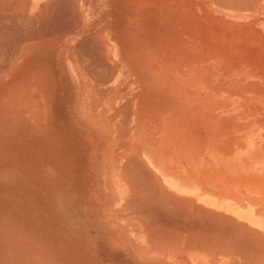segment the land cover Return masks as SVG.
<instances>
[{
	"label": "rangeland",
	"instance_id": "374dc122",
	"mask_svg": "<svg viewBox=\"0 0 264 264\" xmlns=\"http://www.w3.org/2000/svg\"><path fill=\"white\" fill-rule=\"evenodd\" d=\"M37 1L6 3L7 15L18 8L25 42L20 103L0 87V264H145L134 263L140 248L112 214L125 209L121 169L134 161L143 171L152 112L197 119L238 111L213 98L209 88L225 81L205 69L227 51L241 57L234 46L257 44L249 36L263 27L264 4L229 11L208 0ZM234 74L249 83L234 94L264 100L261 73ZM237 106L264 115L262 104ZM166 137L153 136L159 156Z\"/></svg>",
	"mask_w": 264,
	"mask_h": 264
},
{
	"label": "crops",
	"instance_id": "0c3cea01",
	"mask_svg": "<svg viewBox=\"0 0 264 264\" xmlns=\"http://www.w3.org/2000/svg\"><path fill=\"white\" fill-rule=\"evenodd\" d=\"M262 21L263 22L261 23V25L263 27L258 30V33H254L253 36H249V38H251L252 40H256L257 44L252 45V43H245L244 46H234L232 49H240L242 55L241 57H239L237 60L233 59L234 57L230 58L226 54L228 52L227 51L222 55L224 62L219 60L217 63L213 64L211 68L207 67L205 69L208 79L209 76L214 73L213 76L219 75L218 77H220V80L225 81V83H222V81H220L219 84H216L213 87L210 86L214 89L213 90L209 88L211 95L214 96L213 98L218 101L223 99L221 101L224 102L229 98L231 102L226 103H231L235 110L237 109L238 111H225L223 109L219 111L211 110L204 116H198L197 119L194 117L192 119L191 117L189 118L190 114L186 115L185 113L176 111H160L148 114L147 118L149 119V121H147L146 125H144V129L145 135H150L152 138V146L150 149L146 148V150L150 152V154L146 156V159L143 160L142 158L138 157L140 162L144 163L143 171L147 170V172L144 173L142 170L138 169L140 166L138 164L134 165V162H128L125 166H123V168L121 169V181L123 188H117L116 191L121 196L122 201H124L125 209L121 208L119 210L113 211L112 213L114 217H117V221L123 226L120 227L119 225H117V227L120 229L119 232L121 233V235L128 232V234L130 235L131 246H133L134 244V247L136 249L140 248L139 251L136 250L139 260L135 259L134 263L261 264V262H263L262 264H264V254H261L264 253V250H262L263 248L260 247L261 243H263L264 247V177L261 178V176L264 175V126L258 125L257 121L259 120V118L264 121V115L259 114L257 115V118L251 117L248 111H239V106H237L238 104L252 102L253 104H262V108L264 109V100L261 98V96L246 97L242 93L234 94V88L243 89L249 87V83H246L247 85L242 84L241 80L234 73L256 72L261 73V77L264 78V20ZM193 31L195 32V26ZM193 31H190V33H192ZM195 37L196 35L193 34L192 38ZM203 38L206 40L204 43L208 47H212L211 37L206 34L203 36ZM218 47L220 46L214 47L215 51H223L218 50ZM222 47L225 46L222 45ZM243 55H245L246 57H243ZM225 70L227 71V73L224 72ZM263 85L261 86L263 87ZM130 103L134 102L131 101ZM135 120L137 121L135 126L136 129L143 126L141 123H138V121L142 120L141 116H139L138 119L135 118ZM200 121L203 123V127ZM196 131L198 132V134H195ZM162 134H166L167 137L165 138L166 142L164 144H158L161 146L162 151L159 156L156 153L160 150H156V139L154 140L153 136ZM234 135L237 136L234 137ZM232 138L236 143L240 144L238 145L234 141L233 143ZM232 143L235 145V147ZM229 146L231 147L230 149ZM255 147L259 148L256 149ZM228 149L231 151H228ZM252 152L255 153L253 154ZM255 155L257 156L255 157ZM250 156H252V158H249ZM253 161L254 163H259L256 165L253 163ZM126 167H128V170L126 169ZM260 171L262 173L258 174ZM258 176H260V178ZM253 177L255 178V180L259 181H255ZM135 180H137L138 182ZM137 192L140 194H138ZM164 192L165 194L168 193L169 195L163 194ZM136 196L139 198H136ZM169 196H172L173 199ZM156 198H158V200ZM172 201L175 203H173ZM147 202H149L150 204H148ZM135 203H137L138 205H136ZM166 205H170L171 207H168ZM173 205L175 207L172 208ZM196 210L198 211V213ZM199 211L201 213H199ZM176 212L177 214H175ZM180 212L182 214H180ZM184 212L190 213L189 215H187ZM166 214H168V218H166ZM217 215H222L221 218L219 216L221 220L222 218H224V221H226V219L230 221L234 220L235 222L244 225L247 230L250 228L251 231H255L262 235L263 239L261 240L263 241L259 243L260 246H257H259L260 248H258L263 252H260V250L256 249L260 252L259 253L252 247V245L249 246L248 242L245 243L241 241L242 243L240 242V244H245V248L250 249V251L248 249L246 251V249L243 248L241 249V253L236 255L235 253L238 251L236 250L237 248L234 250V246H236V244H239V241H237V243L235 241L236 239H234V243L232 241L233 238L231 240V232L229 233V235L231 236L229 239L230 243L227 245V239L220 240L221 246H219L220 244L215 238L217 232V228L215 227V224L217 223ZM206 216H212L210 217L212 218V222H209L208 220L210 219L209 217L206 218ZM213 218L215 219L213 220ZM204 219H207V221L204 222ZM172 220H174V222L175 220H177L179 223L177 221L175 223H172ZM200 220H202L204 223ZM139 221H141V223ZM189 221L190 223H188ZM154 223L157 226H155ZM202 223L205 226H203ZM143 224L145 225L143 226ZM194 224L198 225L194 226ZM151 225L152 227L150 229ZM162 225L164 226V228H162ZM201 225L203 226V229ZM213 227L215 228L214 231L216 232L212 231L214 229ZM158 228L160 229L159 232H157L159 230ZM165 228H167V230ZM243 229L244 228H242V230ZM179 230L181 233L179 232ZM202 230L204 233L202 232ZM173 231H176V237ZM244 231H246V229H244ZM155 232L157 233L153 235V233ZM185 232L189 236H184ZM197 232L199 236L198 234H196ZM199 232H202V235ZM172 235L175 237L174 240ZM187 238L189 239L190 243L187 242ZM165 239L166 241H164ZM194 239H197L198 244H196L197 242H195ZM205 240H208L207 244ZM210 240L211 242H209ZM186 243L187 245L192 247L190 248L189 246L184 245ZM171 244H173L175 247L171 246ZM215 244L216 247L218 245V249L220 247H222L220 249H223L225 246L227 250L224 251V253L219 254L220 251L215 248ZM196 245H198L197 248H194V246ZM204 245L206 247H204ZM208 245H212L211 247H214V250L212 249L210 253H207L208 250L207 252H204L206 249H210V247H207ZM230 245L233 247H230ZM204 248L206 249L203 251L202 249ZM215 251L217 254H214ZM227 252L231 253L227 255ZM248 252H251L252 254H249ZM238 256L240 257L241 261L239 260ZM255 256L258 258H256ZM260 256H262V258ZM248 260L249 262H247Z\"/></svg>",
	"mask_w": 264,
	"mask_h": 264
},
{
	"label": "bare ground",
	"instance_id": "6f19581e",
	"mask_svg": "<svg viewBox=\"0 0 264 264\" xmlns=\"http://www.w3.org/2000/svg\"><path fill=\"white\" fill-rule=\"evenodd\" d=\"M209 1V3H214V4H216V5H218L219 7H221V8H223V9H227V10H229V11H231V10H233V9H236L237 11H239V10H243L244 8L246 9V8H248V7H250V6H252L253 7V5H254V3H263L264 4V0H208ZM11 2H15L16 3V5L18 6V3H37L38 1L37 0H28V1H26V0H0V87H2V89H3V91H5V94H9L11 97H13V99H15L14 101V103L15 104H19L20 103V98H21V82H22V80H21V70H20V68L18 67V63H19V59H20V55H21V49L23 48L24 49V47L22 46V40H23V42H25V40H24V36H22V34L20 33V31H21V29H22V27H23V25H22V27H21V23H23L22 21H23V19H21V17H20V14H19V12H18V8H17V6L15 7V11H14V13L13 14H11V15H7L5 12H7L6 11V3H11ZM52 3V0H46V2L44 3L45 5L46 4H48V3ZM54 4V3H53ZM45 5H42V8H43V6H44V8L45 7H47V5L45 6ZM50 5V4H49ZM9 6V5H8ZM40 6H41V4H40ZM11 7V6H10ZM33 7V6H32ZM7 8H9V7H7ZM41 8V7H40ZM49 8V7H48ZM11 8H9V10H10ZM264 9V8H263ZM13 10V9H12ZM42 10V9H41ZM46 10H47V8H46ZM247 10V9H246ZM42 11H44V10H42ZM48 11V10H47ZM47 11H45V12H47ZM10 12H12V11H10ZM41 13H43V12H41ZM46 15H48V14H46ZM33 16V15H32ZM43 17V16H42ZM28 23V22H27ZM31 23V22H30ZM32 24V23H31ZM52 24V23H51ZM25 26H27V25H25ZM24 26V27H25ZM29 26V25H28ZM31 26V25H30ZM33 26V25H32ZM35 26V25H34ZM45 27V26H44ZM40 28V27H39ZM42 28V27H41ZM25 31V30H24ZM23 31V32H24ZM22 32V33H23ZM21 34V35H20ZM27 35V34H26ZM29 35V34H28ZM33 35V34H32ZM31 36V35H30ZM42 36V35H41ZM44 36V35H43ZM24 37V38H23ZM46 37V36H45ZM29 38H32V37H29ZM36 39V38H35ZM46 39V38H45ZM42 40V39H41ZM58 40V39H57ZM27 41V40H26ZM29 41H31V40H29ZM33 41V40H32ZM37 41V40H36ZM55 42V41H54ZM28 43H30V42H28ZM35 44V43H34ZM54 45V44H53ZM26 49V48H25ZM89 49V48H88ZM82 51V50H81ZM79 55V54H78ZM91 55V54H90ZM97 59V58H96ZM100 60H102V59H100ZM83 63V62H82ZM88 65V64H87ZM85 66V65H84ZM92 68V67H91ZM83 69V68H82ZM85 69V68H84ZM89 70V69H88ZM94 71V70H93ZM95 72V71H94ZM96 75H97V73H95ZM29 75V74H28ZM93 75V74H92ZM97 76H99V75H97ZM103 76V75H102ZM91 77H93V76H91ZM97 78V77H96ZM111 78V77H110ZM100 79V78H99ZM102 79V78H101ZM92 80V79H91ZM97 82H98V80H97ZM9 89V92H7L5 89ZM4 94V96H6ZM32 94V93H31ZM8 95V96H9ZM27 97V96H26ZM37 99V98H36ZM5 100V99H4ZM11 100V99H10ZM32 100V99H31ZM39 100V99H38ZM7 102V101H6ZM8 102H10V101H8ZM13 101H11V103H12ZM13 103V104H14ZM38 103H39V101H38ZM5 105V104H4ZM42 108V107H41ZM226 118V117H225ZM223 119V118H222ZM224 121V120H223ZM221 122V121H220ZM226 125V124H225ZM222 126V125H221ZM219 127V126H218ZM235 127V126H234ZM234 129V128H233ZM212 134V133H211ZM233 134H234V132H233ZM237 135H238V133H237ZM237 135H234V137L235 136H237ZM233 137V138H234ZM233 138H232V142L234 141L233 140ZM241 140V139H240ZM235 142V141H234ZM233 142V143H234ZM232 143V144H233ZM236 143V142H235ZM254 143V142H253ZM212 144V143H211ZM236 144H238V143H236ZM240 144V143H239ZM238 144V145H239ZM231 146V145H230ZM229 146V149L231 148ZM233 146L235 147V145L233 144ZM240 146H242V145H240ZM254 146V145H253ZM263 146V145H262ZM216 147V146H215ZM238 147V146H237ZM256 148V147H255ZM259 148V147H258ZM258 148H256V149H258ZM217 149V148H216ZM227 149V148H226ZM228 149V151H231V150H229ZM226 151V150H225ZM250 152V151H249ZM248 152V153H249ZM231 153V152H230ZM253 153V152H252ZM255 153V152H254ZM253 153V154H254ZM257 155H255V157H256ZM200 157V156H199ZM243 158V157H242ZM241 158V159H242ZM247 158H248V156H247ZM249 158H252V156H250ZM261 158V157H260ZM259 158V159H260ZM258 159V160H259ZM132 160V159H131ZM130 160V161H131ZM249 160V159H248ZM252 160V159H251ZM253 160H254V158H253ZM257 160V161H258ZM261 160V159H260ZM129 162V161H128ZM134 162V161H133ZM132 162V163H133ZM261 162V161H260ZM135 163V162H134ZM139 163V162H138ZM137 163V164H138ZM253 163H254V161H253ZM252 163V164H253ZM259 162H257V163H254V164H258ZM126 164V163H125ZM128 165V164H127ZM131 165V164H130ZM129 165V166H130ZM260 166V165H259ZM258 167V166H257ZM256 167V168H257ZM261 167H263V166H261ZM125 168V167H124ZM128 167H126V169H127ZM132 169V168H131ZM124 170V169H123ZM128 170V169H127ZM261 170H263V169H261ZM131 171V170H130ZM258 171V170H257ZM264 171V170H263ZM129 173V172H128ZM215 173V172H214ZM260 173H262L261 171L258 173V174H260ZM126 174V173H125ZM149 174H151V173H149ZM199 174V173H198ZM147 175V174H146ZM254 175V174H253ZM219 176V175H218ZM217 176V177H218ZM198 177V176H197ZM259 178H260V176H258ZM262 177H264V175L263 176H261V178ZM133 178V177H132ZM232 178V177H231ZM241 178V177H240ZM252 178V177H251ZM254 178V177H253ZM149 179V178H148ZM226 179V178H225ZM244 179V178H243ZM264 179V178H263ZM139 180H142V179H139ZM145 180V179H144ZM151 180V179H150ZM241 180V179H240ZM254 180H255V178H254ZM262 180V179H261ZM135 181H137V180H135ZM147 181H149V180H147ZM255 181H259V180H255ZM264 181V180H263ZM138 182V181H137ZM145 182V181H144ZM217 182V181H216ZM213 183V182H212ZM132 184V183H131ZM136 184V183H135ZM142 184V183H141ZM156 184V183H155ZM154 184V185H155ZM152 185V184H151ZM158 185V184H157ZM219 185V184H218ZM138 186V185H137ZM160 186H162V185H160ZM246 186H248V185H246ZM134 187V186H133ZM152 187V186H151ZM242 187V186H241ZM244 187V186H243ZM252 187V186H251ZM135 188V187H134ZM140 188V187H139ZM157 188V187H156ZM163 188V187H162ZM142 189H143V187H142ZM150 189H152V188H150ZM224 189V188H223ZM248 189V188H247ZM155 190V189H154ZM163 190V189H162ZM137 191V190H136ZM150 191V190H149ZM157 191V190H156ZM161 191V190H160ZM164 191V190H163ZM132 192V191H131ZM140 192V191H139ZM155 192V191H154ZM158 192V191H157ZM138 193V192H137ZM136 193V194H137ZM153 193V192H152ZM160 193V192H159ZM138 194H140V193H138ZM151 194V193H150ZM163 194H165V192L163 193ZM168 194V193H167ZM167 194H165V195H167ZM169 195V194H168ZM161 196H163V195H161ZM133 197V196H132ZM142 197V196H141ZM146 197V196H145ZM150 197H151V195H150ZM154 197V196H153ZM170 197V196H169ZM172 197V196H171ZM170 197V198H171ZM135 198V197H134ZM136 198H139V197H137L136 196ZM169 198V199H170ZM212 198V197H211ZM211 198H209V199H211ZM221 198V197H220ZM250 198V197H249ZM147 199H148V197H147ZM157 200H158V198H156ZM161 199V198H160ZM172 199H173V197H172ZM261 199V198H260ZM167 200V199H166ZM177 200V199H176ZM175 200V201H176ZM147 201V200H146ZM152 201V200H151ZM150 201V202H151ZM179 201V200H178ZM183 201V200H182ZM248 201H249V199H248ZM128 202V201H127ZM137 202H139V201H137ZM162 202V201H161ZM170 202H171V200H170ZM173 202V201H172ZM181 202V201H180ZM179 202V203H180ZM185 202V201H184ZM235 202V201H234ZM133 203V202H132ZM131 203V204H132ZM148 204H150L149 202H147ZM159 203V202H158ZM173 203H175V202H173ZM251 203V202H250ZM136 205H138L137 203H135ZM161 204V203H160ZM188 204V203H187ZM153 205H154V203H153ZM164 205V204H163ZM184 205V204H183ZM193 205V204H192ZM166 206H168V205H166ZM170 206V205H169ZM168 206V207H169ZM180 206V205H179ZM189 206H191V205H189ZM194 206V205H193ZM171 207V206H170ZM173 207H175L174 205L172 206V208ZM181 207V206H180ZM195 207V206H194ZM136 208V207H135ZM147 208V207H146ZM150 208V207H149ZM185 208V207H184ZM140 209V208H139ZM158 209V208H157ZM177 209V208H176ZM170 210V209H169ZM168 210V211H169ZM175 210V209H174ZM173 210V211H174ZM172 211V212H173ZM176 211H178V210H176ZM193 211V210H192ZM191 211V212H192ZM197 211V210H196ZM147 212V211H146ZM154 212V211H153ZM167 212V211H166ZM208 212V211H207ZM206 212V213H207ZM152 213V212H151ZM185 214H187V215H189V213H186V212H184ZM193 213V212H192ZM197 213H198V211H197ZM199 213H201L200 211H199ZM136 214V213H135ZM174 214V213H173ZM175 214H177V212L175 213ZM180 214H182L181 212H180ZM185 214H183V215H185ZM203 214V213H202ZM167 215L168 214H166V218H168L167 217ZM179 215V214H178ZM148 216V215H147ZM218 217H216L217 218V225L215 224V227L217 228L216 230H217V232L216 231H214L215 230V228L212 230L213 232H216V236H215V234H214V236H215V238H216V240H218V242H219V244H220V240H225V239H227L228 241V243H227V245L230 243V241H229V239H230V237H231V240H232V238H233V242H234V239H236L235 241L237 242V241H239V244H236V246H234L235 248H234V250L236 249L238 252H236V251H234V252H236L235 254L236 255H238V254H240L241 253V249H246L245 247H246V245L245 244H240V242L241 241H243V242H245V243H247L248 242V245L250 246V245H252V247L256 250V249H258V250H260V252L262 251V250H264V247H263V243H261L263 240H261V239H263L262 238V235H260L259 233H257V232H255V231H251V229L249 228L248 230H247V228H245L244 227V225H242L241 223H237V222H235L233 219V221H230V220H227L226 218V221H224L223 219L224 218H222V220L220 219L221 218V216L220 215H217ZM219 216H220V218H219ZM149 217V216H148ZM147 217V218H148ZM170 217V216H169ZM172 217V216H171ZM177 217V216H176ZM191 217V216H190ZM189 217V218H190ZM197 217H199V216H197ZM200 217H201V215H200ZM209 217V216H208ZM207 216H206V218H208ZM210 217H212V216H210ZM209 217V219L210 220H208L209 222L211 221L212 222V218H210ZM224 217V216H223ZM175 218V217H174ZM173 218V219H174ZM194 218H196V217H194ZM172 219V218H171ZM177 219V218H176ZM180 219V218H179ZM191 219V218H190ZM200 219V218H199ZM203 219V218H202ZM215 218H213V220H214ZM149 220H150V218H149ZM148 220V221H149ZM156 220H159V219H156ZM162 220V219H161ZM177 220H175V222H176ZM192 221V220H191ZM200 221H202V220H200ZM199 221V222H200ZM205 221H207V219L205 220L204 219V222ZM140 223H141V221H139ZM150 222V221H149ZM174 222V220H172V223ZM174 222V223H175ZM178 222V221H177ZM194 222V221H193ZM203 222V221H202ZM203 222V223H204ZM215 222V221H214ZM142 223H143V221H142ZM166 223V222H165ZM169 223V222H168ZM179 223V222H178ZM177 223V224H178ZM188 223H190V221L188 222ZM203 223H202V225H203ZM207 223V222H206ZM157 224V223H156ZM176 224V225H177ZM191 224H192V222H191ZM190 224V225H191ZM199 224H201V223H199ZM211 224H214V223H211ZM211 224H209V225H211ZM145 224H143V226H144ZM154 225H155V223H154ZM165 225V224H164ZM195 225H198V224H194V226ZM201 225V226H202ZM208 225V224H207ZM207 225H206V227H207ZM143 226H142V228H143ZM155 226H157V225H155ZM163 226V225H162ZM185 226V225H184ZM187 226V225H186ZM203 226H205V225H203ZM203 226H202V229H203ZM146 227V226H145ZM151 227H152V225L150 226V229H151ZM209 227V226H208ZM157 228V227H156ZM162 228H164V226L162 227ZM242 228H244V229H246V231H244V229L242 230ZM149 229V228H148ZM159 229V228H158ZM166 230H167V228H165ZM184 229V228H183ZM193 229V228H192ZM197 229V228H196ZM204 229H206V228H204ZM174 230V229H173ZM182 230V229H181ZM187 230V229H186ZM210 230V231H211ZM228 230H230V231H228ZM232 230H234V231H232ZM154 231H156V230H154ZM160 231V229L157 231V232H159ZM161 231H162V229H161ZM165 231V230H164ZM197 231V230H196ZM199 231H200V228H199ZM207 231V230H206ZM209 231V230H208ZM248 231H251V232H248ZM157 232H155V233H153V235L154 234H156ZM171 232H172V230H171ZM174 232V231H173ZM176 232V231H175ZM174 232V233H175ZM179 232H180V230H179ZM184 232V231H183ZM191 232V231H190ZM202 232H203V230H202ZM201 232V233H202ZM231 232V236L229 235V233ZM150 233V232H149ZM162 233V232H161ZM169 233V232H168ZM181 233V232H180ZM200 233V232H199ZM200 233V234H201ZM204 233V232H203ZM206 233V232H205ZM184 234V233H183ZM182 234V235H183ZM196 234H198V232L196 233ZM211 234V233H210ZM152 235V236H153ZM168 235V234H167ZM171 235V234H170ZM174 235V234H173ZM172 235V236H173ZM187 234H186V232H185V235L184 236H186ZM202 235V234H201ZM207 235V234H206ZM229 235V236H228ZM149 236V235H148ZM158 236V235H157ZM160 236V235H159ZM187 236H189V235H187ZM194 236V235H193ZM198 236H199V234H198ZM204 236V235H203ZM156 237V236H155ZM171 237V236H170ZM175 237H176V233H175ZM175 237L173 236V240L175 239ZM205 237V236H204ZM209 237H211V236H209ZM228 237V238H227ZM164 238V237H163ZM185 238V237H184ZM198 238V237H197ZM207 238V237H206ZM214 238V237H213ZM172 239V238H171ZM177 239V238H176ZM188 239V238H187ZM201 239H202V237H201ZM208 239V238H207ZM152 240V239H151ZM155 240H157V239H155ZM192 240V239H191ZM195 240V239H194ZM209 240V239H208ZM207 240V241H208ZM216 240H215V242H216ZM161 241V240H160ZM164 241H166V239L164 240ZM206 241V240H205ZM204 241V242H205ZM207 241H206V244H207ZM214 241V240H213ZM157 242V241H156ZM173 242V241H172ZM186 242V241H185ZM187 242H189V239H188V241ZM195 242H197V239L195 240ZM203 242V243H204ZM209 242H211V240L209 241ZM233 242H231V243H233ZM264 242V241H263ZM175 243V242H174ZM176 243H177V241H176ZM190 243V242H189ZM192 243V242H191ZM200 243V242H199ZM203 243H201V244H203ZM235 243V242H234ZM238 243V242H237ZM242 243V242H241ZM259 243H261L260 245H259ZM168 244H169V242H168ZM196 244H198V242L196 243ZM212 244V243H211ZM152 245V244H151ZM154 245V244H153ZM162 245V244H161ZM184 245H187V243L186 244H184ZM190 245H192V244H190ZM222 245H224V244H222ZM226 245V244H225ZM232 245V244H231ZM230 245V247H233V246H231ZM234 245V244H233ZM254 245H255V247H254ZM257 245H259L261 248H263L262 250L261 249H259L260 247L259 246H257ZM171 246H173V247H175L173 244H171ZM182 246V245H181ZM187 246H189V245H187ZM197 246L198 245H196V246H194V248H197ZM212 246V245H211ZM211 246H207V247H210V249L208 248V249H206V248H204V249H202L204 252H207V250H208V252L207 253H210L211 251H212V249L214 248V247H211ZM219 246H221V244L219 245ZM241 246H244V247H241ZM168 247H169V245H168ZM190 247V246H189ZM192 247V246H191ZM190 247V248H191ZM204 247H206L205 245H204ZM217 247H218V245H217ZM216 247V244H215V248H217ZM229 247V246H228ZM229 247V248H230ZM257 247V248H256ZM259 247V248H258ZM159 248V247H158ZM184 248V247H183ZM220 248H222V247H220ZM218 249L219 251V254L220 253H224V251H226L227 250V248H225V246H224V248L223 249ZM251 248V247H250ZM253 248H252V250H253ZM200 249H201V247H200ZM216 249V250H217ZM232 249V248H231ZM248 249V248H247ZM247 249H246V251H247ZM214 250V249H213ZM249 251H250V249H248ZM254 250V251H255ZM258 250H256V251H258ZM179 251V250H178ZM243 251V250H242ZM245 252V251H244ZM243 252V253H244ZM252 252V251H251ZM251 252H248L249 254L251 253ZM259 252V251H258ZM259 252V253H260ZM263 252V251H262ZM226 253V252H225ZM229 253H231V252H229ZM228 252H227V255L229 254ZM255 253H257V252H255ZM214 254H217L216 253V251H215V253ZM233 254V253H232ZM252 254V253H251ZM261 254H264V253H261ZM260 254V255H261ZM210 255V254H209ZM226 255V254H225ZM259 255V254H258ZM257 255V256H258ZM215 256V255H214ZM241 256V255H240ZM245 256H246V254H245ZM254 256V255H253ZM239 257V256H238ZM249 257V256H248ZM256 257V256H255ZM261 258H262V256H260ZM246 258V257H245ZM251 258V257H250ZM256 258H258V257H256ZM255 258V259H256ZM263 258H264V255H263ZM198 259V258H197ZM254 259V258H253ZM239 260H240V257H239ZM263 260V259H262ZM233 261V260H232ZM241 261V260H240ZM253 261V260H252ZM247 262H249V260L247 261ZM246 262V263H247ZM255 262H257V261H255ZM236 263V262H235ZM241 263V262H240ZM245 263V262H244ZM263 262H261V264H262ZM238 264V263H237ZM249 264H251V263H249ZM253 264V263H252Z\"/></svg>",
	"mask_w": 264,
	"mask_h": 264
}]
</instances>
